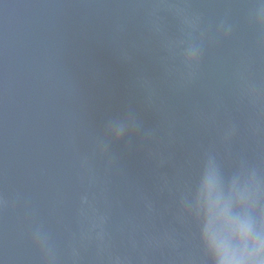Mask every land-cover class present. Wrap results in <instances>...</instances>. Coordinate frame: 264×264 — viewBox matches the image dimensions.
<instances>
[{
	"label": "water",
	"instance_id": "obj_1",
	"mask_svg": "<svg viewBox=\"0 0 264 264\" xmlns=\"http://www.w3.org/2000/svg\"><path fill=\"white\" fill-rule=\"evenodd\" d=\"M221 201L264 233V0H0V264H215Z\"/></svg>",
	"mask_w": 264,
	"mask_h": 264
},
{
	"label": "clouds",
	"instance_id": "obj_2",
	"mask_svg": "<svg viewBox=\"0 0 264 264\" xmlns=\"http://www.w3.org/2000/svg\"><path fill=\"white\" fill-rule=\"evenodd\" d=\"M202 190L203 187L201 193ZM227 207L221 201L220 212L214 217H224L229 227H238L242 243L231 245L222 241L219 248L211 252L215 264H264V233H250L241 221L226 215Z\"/></svg>",
	"mask_w": 264,
	"mask_h": 264
}]
</instances>
